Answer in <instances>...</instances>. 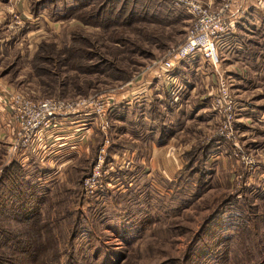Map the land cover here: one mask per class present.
I'll use <instances>...</instances> for the list:
<instances>
[{
	"label": "rangeland",
	"instance_id": "obj_1",
	"mask_svg": "<svg viewBox=\"0 0 264 264\" xmlns=\"http://www.w3.org/2000/svg\"><path fill=\"white\" fill-rule=\"evenodd\" d=\"M229 8L230 18L245 12L219 47V68L233 96L264 106V0H232ZM190 22L170 0H0V86L33 99L128 93L151 81V62L184 39ZM187 60L172 72L182 105L168 109L169 117H161L167 107L151 93L147 102H122L107 113V171L90 194L83 178L102 142L98 127L73 161L15 168L16 158L4 159L0 120V257L16 255V264H264V186L257 178L264 147L247 144L236 127L241 151L255 162L247 169L231 141L212 135L219 118L208 98L216 75L202 59ZM166 133L173 146L187 143L180 165L168 172L139 164ZM176 149L169 153L180 156ZM13 194L27 202H13Z\"/></svg>",
	"mask_w": 264,
	"mask_h": 264
},
{
	"label": "built area",
	"instance_id": "obj_2",
	"mask_svg": "<svg viewBox=\"0 0 264 264\" xmlns=\"http://www.w3.org/2000/svg\"><path fill=\"white\" fill-rule=\"evenodd\" d=\"M175 5L183 7L190 14V24L184 39L167 51L164 58L151 62L152 77L171 80L172 90L177 83L170 72L183 60L198 55L214 69L217 82L211 93L210 105L218 116L217 127L212 135L224 137L231 141L232 151L237 158L243 159L247 169L255 164L252 156L243 153L235 136L236 101L228 88V80L219 68V47L231 33L233 21L229 16V6L232 0H220L217 6H206L200 0H170ZM240 10L239 13H241ZM238 13V14H239ZM119 98L108 92H98L94 95L77 98L44 97L33 99L18 90L0 88V103L7 108L14 120L9 139L5 142L4 159L7 162L17 154L30 150L36 143H45V135L59 128L62 120L75 115H88L86 123L94 121L103 136L98 145L93 165L83 178L85 193H92L99 183L100 177L107 171L104 167V151L108 142L105 128V118L112 111ZM79 129L87 130L88 126ZM44 144V145H45ZM19 162V161H18Z\"/></svg>",
	"mask_w": 264,
	"mask_h": 264
},
{
	"label": "crops",
	"instance_id": "obj_3",
	"mask_svg": "<svg viewBox=\"0 0 264 264\" xmlns=\"http://www.w3.org/2000/svg\"><path fill=\"white\" fill-rule=\"evenodd\" d=\"M17 8L19 5H15ZM245 9V8H244ZM242 10V9H240ZM243 12V10H242ZM241 12V13H242ZM245 12V10H244ZM244 12L241 14H238V18L236 19L234 16L231 17V20L236 22L241 18L244 14ZM239 13V12H238ZM241 15V17H239ZM198 61L200 62L201 58H198V55H195ZM195 59V58H194ZM189 62V60H186ZM183 60L180 64L182 66L188 65L187 62ZM195 60L194 62H196ZM203 61V60H202ZM198 62V63H199ZM203 63H206L203 61ZM178 64L171 72L170 75L175 79L174 82L177 83V88L176 90H172V81L168 79H164L163 77L161 78H156L153 77L150 79L151 81H142L140 82L139 85H136L135 87H131L130 91L128 90L121 95L118 96L119 101L117 102L115 107H118L122 102L126 104H132L133 102H136L139 100L141 97L145 99L147 102L149 100V93L152 94L150 99H157V102L161 105H163V108L166 105L167 108H165L164 112L161 113V117L165 115L166 117H169L168 113L170 114L175 113V109L178 106H181L182 103L178 102L180 101V97L178 96V91L181 87V81L179 82L176 77L172 74V72L175 70V73L179 70ZM189 66L195 67V69L199 68V65H192L189 64ZM209 66V64H208ZM220 67V66H219ZM210 69V67H209ZM149 79V78H148ZM184 83V82H183ZM185 84V83H184ZM194 84L192 82H189L186 84L189 88H191V92L193 91ZM5 87L4 84L0 86L1 89ZM232 89V88H230ZM211 89H206L205 95H208L210 92H212ZM233 93V92H232ZM163 96V97H162ZM201 95L200 97H202ZM235 101H236V127L237 130H239L240 135L243 137H247L245 142L247 144H253L252 142H255L257 145L261 144L264 147V106H261L260 104L253 105L250 100H248L246 97H243L240 95L239 97L234 96ZM209 99V98H208ZM172 101V103H170ZM209 104H210V99H209ZM151 106L153 105L152 103L150 104ZM181 108V107H180ZM183 108V107H182ZM115 109V108H114ZM113 109V110H114ZM169 109V112H168ZM208 109L213 113V116H217L216 111L211 107V105L208 107ZM88 115H75L72 118H67L65 120H62L60 123L59 128L55 131H50L49 133H46L45 135V143H36L34 146L25 152H22L20 154H17L15 158L19 161L21 165L25 164H30L35 160H38L39 162H45L46 164H50L51 166H60L63 165L65 162L67 163L68 161H73L77 158V155L83 152V149H85L87 145V141H89L92 137V133L94 132L92 126L95 124L94 121H91L92 123L88 122L90 125L88 126L87 130H82L79 129L80 126L84 127L87 126L88 123H86L87 120H89ZM0 120L3 123L4 129L3 132L5 133V142L7 139H9V136L11 134V129L12 126H14V120L11 117L9 111H7V108L3 106L0 103ZM94 123V124H93ZM261 126V133H256L250 132V130H254V126ZM235 127V128H236ZM263 127V128H262ZM251 133V137H250ZM258 133V134H257ZM257 135L256 137L253 135ZM246 135V136H245ZM165 138L160 139L156 143H152L151 146L149 147L148 154L146 156L145 162L144 158L139 159L138 163L141 165H144V167H167V171H170V168L173 166H178L180 165V160H181V151L186 148L185 142L183 144L178 143L177 145H171L172 142H170V139L168 138V133L164 135ZM243 140V138H242ZM45 144V145H44ZM176 146L178 150L180 149V156L177 154H170L169 151L173 149V147ZM219 146V145H218ZM260 146V147H262ZM127 151V150H125ZM178 153V152H177ZM123 153L122 156L123 157ZM131 153H129L128 157L130 158ZM132 156V155H131ZM127 157V156H126ZM119 156L115 157V160L119 162ZM128 158V159H129ZM43 160V161H42ZM132 164L136 165L137 159L132 157L129 159ZM130 162V163H131ZM259 171H258V179L261 180L262 182V187L264 186V159L261 160L259 163ZM253 177V176H252ZM251 175L249 176L248 174V179L250 180Z\"/></svg>",
	"mask_w": 264,
	"mask_h": 264
},
{
	"label": "trees",
	"instance_id": "obj_4",
	"mask_svg": "<svg viewBox=\"0 0 264 264\" xmlns=\"http://www.w3.org/2000/svg\"><path fill=\"white\" fill-rule=\"evenodd\" d=\"M210 144V142L208 143V145ZM208 145H206V146H208ZM193 147H190L187 151H189V152H192L193 151ZM186 151V152H187ZM186 152L184 153V154H186ZM187 155H189L187 158H188V162L187 163H189V159H191V157L193 156V153H189V154H187ZM11 164H10V166H14L15 168H19V165H20V163L18 164V162L16 161V160H12L11 162H10ZM21 166V165H20ZM193 170H195L194 168H193ZM3 177V176H2ZM5 177V176H4ZM23 178V176H21V179ZM24 180V184L28 187V188H30L31 190L33 189V186H32V184L30 183V181L29 180H27V179H25V178H23ZM14 195V194H13ZM17 198L20 200V202H21V204L23 203V202H27V200L26 199H24V197L22 196V194H20V195H18V196H15L14 195V197H13V200L12 199H9L8 201L10 202L11 200L13 201V202H15L16 200H17ZM20 203H19V206H18V208H21V209H23V208H26V206H23V205H21ZM12 237L13 236H9L8 238H7V240H10V239H12ZM19 239V237L18 236H16V243L19 241L18 240ZM15 247H18V246H13L12 248H15ZM20 249H18V250H16V251H19ZM23 253V252H22ZM16 259H17V256L16 255H14L13 257H10L9 258V256L7 257V256H3V257H0V264H16Z\"/></svg>",
	"mask_w": 264,
	"mask_h": 264
}]
</instances>
